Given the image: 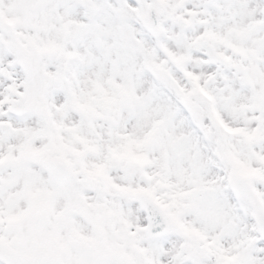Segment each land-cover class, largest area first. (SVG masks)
I'll list each match as a JSON object with an SVG mask.
<instances>
[{"label": "snow or ice", "instance_id": "1", "mask_svg": "<svg viewBox=\"0 0 264 264\" xmlns=\"http://www.w3.org/2000/svg\"><path fill=\"white\" fill-rule=\"evenodd\" d=\"M0 264H264V0H0Z\"/></svg>", "mask_w": 264, "mask_h": 264}]
</instances>
